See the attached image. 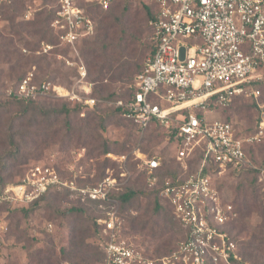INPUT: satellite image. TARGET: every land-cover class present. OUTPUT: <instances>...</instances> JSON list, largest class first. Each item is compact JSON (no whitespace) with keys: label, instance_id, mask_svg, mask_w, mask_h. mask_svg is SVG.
Instances as JSON below:
<instances>
[{"label":"rangeland","instance_id":"374dc122","mask_svg":"<svg viewBox=\"0 0 264 264\" xmlns=\"http://www.w3.org/2000/svg\"><path fill=\"white\" fill-rule=\"evenodd\" d=\"M56 6L57 0H0V182L19 183L34 166L48 165L82 187L114 181V198L129 188L137 190L131 202L119 203L124 236L150 255L167 253L180 241L181 226L161 196V209L156 210L139 154L160 156L169 168L177 170L175 140L162 127L141 132L115 109L118 98L127 100L132 96L137 78H124L121 63L144 65L152 51V33L140 4L118 0L113 5V13L125 19L127 29L113 28L110 35L115 36L106 40L108 48L95 43L101 35L97 13L95 34L80 44L94 85V108L75 109L76 104L51 96L32 104L9 96V91L29 73L38 83L51 81L68 88L76 85V72L61 58L68 56L69 49L60 46L51 28ZM47 44L54 47L45 51ZM97 46L95 53L93 48ZM260 89V100L264 102V83ZM95 90L101 93L96 95ZM64 106L72 112H65ZM53 109L62 113L44 115ZM205 113L208 121H231L242 136L259 132L260 113L253 97L242 96L227 106L207 107ZM260 139L251 146V152L253 160L262 165L264 133ZM197 165L198 160L190 163L188 171H194ZM252 178L225 173L217 176V182L242 212L235 223L242 264H264V195ZM30 208L28 214L12 210L4 214L0 264L99 261L96 219L104 215L107 206L61 190Z\"/></svg>","mask_w":264,"mask_h":264},{"label":"built area","instance_id":"2783aa9c","mask_svg":"<svg viewBox=\"0 0 264 264\" xmlns=\"http://www.w3.org/2000/svg\"><path fill=\"white\" fill-rule=\"evenodd\" d=\"M148 5L155 52L137 76L134 94L118 100L122 116L141 132L156 122L178 128L176 160L179 170L162 183L161 198L184 230L170 252L155 256L134 246L124 236L114 181L82 187L64 179L53 167L37 165L19 183L0 186V227L6 212L28 207L51 191L68 190L84 200L107 206L96 219V264H242L240 247L232 232L239 212L218 187L217 176L251 169L258 172L264 192V164L251 159L248 150L264 133V0H133ZM116 0H57L51 28L61 57L76 72L74 87L43 81L29 73L9 96L37 100L56 97L94 108L93 83L89 80L80 44L95 34L94 9L108 10ZM54 46L46 45L45 51ZM77 86V88H76ZM81 92H79V90ZM253 97L260 113L259 132L242 136L227 120L208 121L207 107L227 106L236 98ZM148 185L159 182L164 167L160 156L139 154ZM198 159L197 168L188 171ZM65 264H73L65 262Z\"/></svg>","mask_w":264,"mask_h":264},{"label":"trees","instance_id":"16d2710c","mask_svg":"<svg viewBox=\"0 0 264 264\" xmlns=\"http://www.w3.org/2000/svg\"><path fill=\"white\" fill-rule=\"evenodd\" d=\"M118 0H116V2H117ZM116 2H114L113 4H112V6H111V8L110 9H108V10H101V9H99L98 7L97 8H95L94 9V13L96 14L97 13V16L99 17L100 16V30H101V35H100V37H99V39L98 40H96V42L95 43H97L98 45L100 44L102 47L103 46H105L106 45V47L108 48V46H107V44H106V40L107 39H110V38H114V36H115V34H114V36L113 37H111V32H112V30H113V28H115L116 26L117 27H122V28H119V30H125V29H127V27L125 26V24H124V22H125V19H123L122 17H120V16H117V15H115L114 13H113V11H112V9H113V5L116 3ZM127 7L125 6V9H126ZM142 8L144 9V11H145V13H146V16H147V19H148V25H149V20L153 17V15H154V12H153V10H152V8L150 7V6H148V5H143L142 6ZM56 10H57V6H56ZM56 10H55V12H56ZM55 14V13H54ZM94 17H96V16H94ZM96 19V18H95ZM41 23V25H44L45 23H44V21H42V22H40ZM149 28H150V30H151V33H152V29H151V27L149 26ZM118 40H122V38H118ZM153 41V40H152ZM99 45V46H100ZM99 46H97V47H95V48H93V51L95 52V53H97V51H98V47ZM100 46V47H101ZM120 46H122V44L120 45ZM114 47L115 48H117V47H119L118 45H115L114 44ZM98 48V49H97ZM155 48H156V46H155V43L153 42V46H152V51H151V55H150V57L154 54V52H155ZM69 55V54H68ZM117 61V60H116ZM119 61H121V60H119ZM119 61H117V62H119ZM122 64V68L124 69L123 70V75H124V78L126 77L128 80H130L131 78H133V77H137L143 70H144V68H145V64L143 65V64H141V65H138V64H135L134 62H127V61H123V63H121ZM120 63H119V68L121 67L120 65H121ZM134 65H135V67H134ZM26 76H24L23 78H21L20 79V81L18 82V84H17V86L23 81V79L25 78ZM17 86L14 88V90L17 88ZM101 93V91L100 90H95V94L97 95V94H100ZM133 94H134V90H133V92H132V96H133ZM132 96L131 97H129L127 100H125V101H128V100H130L131 98H132ZM11 99H15V100H18V101H21V102H26V103H34L35 102V100H32V99H21V98H17V97H10ZM120 99H122V100H124L123 98H118L116 101H118V100H120ZM38 100V99H37ZM115 101V102H116ZM77 106L75 107V109H80V107H81V105H79V104H76ZM115 109H116V112L117 113H119L121 116H122V113H123V111H124V109L123 108H120V107H115ZM64 110H65V112H68V113H71L72 112V110H70V109H68L66 106H64ZM53 113H55V114H61L62 112L61 111H59V110H55V109H53V110H50L49 112H45L44 113V115H50V114H53ZM123 117V116H122ZM227 121H229V120H227ZM131 122V121H130ZM231 122V121H230ZM135 125V124H134ZM157 127H162V128H164L163 126H161L160 124H158V123H156V122H154L153 123V126L150 128V129H152V128H157ZM166 129V128H165ZM168 131H169V136H170V138H173L174 140H176V133H177V131H178V128H177V126L175 125V124H173L172 126H171V128L170 129H167ZM248 152H249V155H250V157H251V159H253V156H252V152H251V147H250V149L248 150ZM196 160H198V159H196ZM179 170V164H178V169L177 170H173V169H171V168H169L168 166H167V164L164 162V167H163V169L161 170V172L159 173V177H160V179H159V182H158V184L156 185V186H154V187H152L151 188V194L152 195H154L155 196V204H156V210H160L161 209V206H160V204H159V197H160V193H161V190H162V183H163V181H164V179L166 178V177H173V179H175V176H176V173L175 172H177ZM143 172V171H142ZM230 175H234V176H237V177H240V176H243V175H252V179H253V182H255L256 184H257V186H258V189L257 190H259V192H261L263 195H264V192H262V190H261V186H260V184H259V182H258V172H256V171H254V170H251V169H243L242 171H240V172H236V171H231V172H228ZM145 174V173H144ZM145 177H146V175H145ZM5 185H7V183L3 180V179H1V182H0V186H5ZM80 186V185H79ZM93 186H96V185H93ZM218 187H219V185H218ZM219 189L221 190V191H223V189H221L220 187H219ZM256 190V191H257ZM52 192H55V191H51V192H49L48 194H46V195H44V196H42L40 199H38V200H36L35 202H33L32 204H30L28 207H21V208H18V209H15V210H12V211H23V212H25V214H28V213H30V206L31 205H36V204H38L39 203V201L40 200H42V199H44L46 196H48L50 193H52ZM138 191L137 190H133V189H131V188H129L126 192H124V193H122V194H119V195H115V198L117 199V201L120 203V204H128L129 202H131L132 200H133V198L134 197H136L137 195H138ZM223 193H224V191H223ZM227 198L228 199H230L228 196H227ZM230 200H232V199H230ZM233 201V203H234V205H235V207H236V210L239 212V218H240V216H241V218H242V212H241V210L239 209V207L238 206H236V203H235V200H232ZM244 202L245 203H247L248 204V200L245 198V200H244ZM79 210H81V209H79ZM237 221V220H236ZM236 221L232 224V227H231V229H232V232H233V234H234V236H235V238H236V240L238 241V244H239V247H240V253H241V246H240V242H239V240H238V238H237V236H236V233H235V223H236ZM181 226V225H180ZM96 231H97V241H98V236H99V231H98V228H97V226H96ZM181 231H182V236H181V239L183 238V234H184V230H183V228L181 227ZM180 239V240H181ZM97 249H98V245H97ZM173 250V249H172ZM171 251V250H170ZM169 251V252H170ZM98 252H99V255H100V259H99V261H101L102 259H103V254H102V252H100L99 251V249H98ZM168 253V252H167ZM164 254H166V253H164ZM164 254H161V255H164ZM161 255H158V256H161ZM98 261V262H99ZM242 261H243V259H242ZM97 263V262H96ZM96 263H93V264H96ZM242 263V262H241ZM73 264H81V263H73ZM82 264H85V263H82Z\"/></svg>","mask_w":264,"mask_h":264}]
</instances>
